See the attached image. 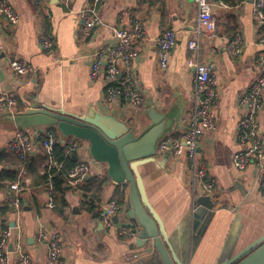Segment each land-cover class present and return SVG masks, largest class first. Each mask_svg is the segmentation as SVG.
I'll list each match as a JSON object with an SVG mask.
<instances>
[{
	"label": "crops",
	"instance_id": "1",
	"mask_svg": "<svg viewBox=\"0 0 264 264\" xmlns=\"http://www.w3.org/2000/svg\"><path fill=\"white\" fill-rule=\"evenodd\" d=\"M0 1L18 17V23L11 25L0 14V91L13 95L16 101L10 109L0 107V174L13 171L21 188V210L16 213L11 207L14 195L8 188L13 182L0 180V232L4 228L14 231L13 237L20 238L31 264H45L46 245L36 240L42 231L60 238V264H122L138 250L132 246L136 239H122L114 230L106 229L98 219L97 208L91 210L88 206L84 192L90 180L103 182L98 204L118 202L121 193V215L126 210L129 186L113 185L106 166L89 156L86 143L64 138L51 127L20 128L12 118L33 108L81 117L90 112L111 114L137 136L160 116L170 123L158 146L163 140L180 136L190 124L192 110L198 106L193 95L196 61L211 67L216 85L215 129L202 134L197 151L207 167L208 178L215 182V190L209 195L215 206L212 214L202 216L195 226L193 205L203 194L191 179L185 155L158 154L157 146L154 159L138 167L146 197L180 262L228 261L264 236V190L258 185L256 164L238 170L232 160L245 149L238 140L239 123L245 113L242 94L264 71L259 63L264 48L260 27L252 20L250 2L230 8L213 0L216 33L211 38L201 37L198 50L193 52L188 48L194 39L196 16L192 0H102L97 7L102 25L93 28L86 38L80 35L78 13L92 0ZM131 21L139 22L144 30L143 37L134 42L135 56L130 65L141 101L133 106L117 98L109 104L103 99L106 81L90 77L92 56L112 48L114 29L128 27ZM165 31L173 33L174 45L162 68L155 43ZM236 35L241 36L243 47L238 56L230 57L227 46ZM44 40L52 45L50 54L42 49L40 42ZM19 59L27 61L35 72L14 75L9 66ZM261 96L263 105L255 120L264 147V89ZM18 132H26L38 141L25 157L33 160L40 173L52 162L43 161L42 156L48 157L52 149L41 146L45 134H52L66 147L78 142L80 147L74 153H68L65 147V154L70 159L76 155L73 164L88 166L80 191L68 184L67 174L60 178V189H55L50 179L43 186L33 185L18 162L19 156L9 149ZM15 247L12 238L7 245V264H17Z\"/></svg>",
	"mask_w": 264,
	"mask_h": 264
},
{
	"label": "built area",
	"instance_id": "2",
	"mask_svg": "<svg viewBox=\"0 0 264 264\" xmlns=\"http://www.w3.org/2000/svg\"><path fill=\"white\" fill-rule=\"evenodd\" d=\"M196 8L194 23V39L189 41L188 48L193 52L198 50V41L201 37L211 38L216 33V19L213 16V0H192ZM102 0H92L91 4L78 13L80 21V35L88 37L93 28L102 25L97 7ZM221 4L220 2H217ZM0 14L11 24L18 23V17L15 12L4 2L0 1ZM251 17L256 25L260 27V43L264 47V0H252ZM144 35L142 25L137 21H131L128 27L114 29L115 44L106 51H96L92 56L91 79L103 77L107 85L104 90L103 99L106 103L112 104L115 99L122 98L130 105L137 106L140 101V92L136 88L131 73V62L135 56L134 42L140 40ZM42 49L50 54L52 45L49 41L40 42ZM174 45V35L170 31L163 32L156 40L155 46L159 55L160 66H166V59L169 51ZM243 41L240 35H236L227 46V52L230 57H236L241 53ZM120 64V66L118 65ZM260 65H264V48L259 57ZM10 70L16 76H26L32 74L35 70L25 61L19 59L10 63ZM194 80L193 95L198 102L190 115V124L177 138L167 139L160 142L157 146V153L169 152L174 157L185 155V160L189 165L190 176L193 182L199 188L203 195H210L215 190L214 180L208 178L207 167L203 161L198 158V141L205 132L215 129L214 105L216 99V85L212 69L209 66L198 63L193 64ZM121 76L118 80V76ZM29 84V82L27 83ZM264 89V71L242 94L241 103L245 107V113L239 123L238 140L245 149L232 158L234 166L238 170H243L248 164L255 162L257 167L258 185L264 190V147L257 136L256 115L262 108V91ZM16 104L13 95L0 91V107L10 109ZM41 141L44 149L50 150L58 141L52 134H45ZM80 141V140H79ZM38 141L26 132H18L13 141L9 143V149L23 159L28 155ZM80 144L71 142L66 147L68 153H74ZM50 154V153H49ZM55 169L60 168V164L51 162ZM88 166L84 163L76 164L67 173L68 184L78 190L84 179L88 176ZM13 193L11 207L16 213L21 210L20 191L21 188L17 182L8 185ZM80 191V190H78ZM81 193V192H80ZM83 193V192H82ZM98 219L108 230H114L116 236L129 241H134L138 237V230L129 223H114L112 218L120 214V206L116 200L99 203L97 207ZM14 231L10 228H4L0 232V264H7V245L13 238L16 247L13 250L17 264H31L30 257L26 254L20 245V238L13 237ZM38 243L46 245L47 253L45 264H60L63 249L60 238L47 232H39L36 238Z\"/></svg>",
	"mask_w": 264,
	"mask_h": 264
},
{
	"label": "water",
	"instance_id": "3",
	"mask_svg": "<svg viewBox=\"0 0 264 264\" xmlns=\"http://www.w3.org/2000/svg\"><path fill=\"white\" fill-rule=\"evenodd\" d=\"M247 1L252 3V0ZM12 119L20 128L51 127L64 138L86 143L91 159L106 166L108 180L116 186H129L126 210L112 221L129 222L138 230V237L132 244L138 252L122 264H188L176 258L163 224L148 202L138 173L140 165L154 159L157 143L168 130L170 121L158 116L157 120H152L150 128L136 136L113 115L97 112L81 117L33 108ZM71 160L76 161L75 154ZM214 206L215 201L209 196L203 195L194 201L195 226L202 216L212 214ZM218 264H264V236Z\"/></svg>",
	"mask_w": 264,
	"mask_h": 264
},
{
	"label": "trees",
	"instance_id": "4",
	"mask_svg": "<svg viewBox=\"0 0 264 264\" xmlns=\"http://www.w3.org/2000/svg\"><path fill=\"white\" fill-rule=\"evenodd\" d=\"M222 4H224L227 7L234 8L237 5H240L244 3L246 0H220ZM231 30H234L232 28ZM65 147L60 142L54 144L52 146V149L50 151V154L48 157L45 155L43 157V161L46 162V160H51L53 162H56L57 164H60L59 169H55L51 167V165L47 164L43 170V173H40V170L38 167L33 163L32 159H26L19 158L18 162L19 164L23 165L26 169V172L31 177L33 185L36 187L43 186L46 184L49 179L52 185L55 187V189H60L62 184L61 177L66 176L68 171L74 167L75 164L71 161L69 157L65 154ZM0 180H7L9 182H15L17 180V174L13 171H2L0 174ZM84 186V185H83ZM103 187V182L101 181H87L86 185L84 187L85 196L87 198L88 206L91 210H96L97 204L100 200V191ZM120 200L117 202L120 206L122 204L123 196L121 193Z\"/></svg>",
	"mask_w": 264,
	"mask_h": 264
}]
</instances>
